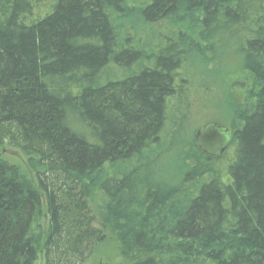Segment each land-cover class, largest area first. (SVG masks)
Masks as SVG:
<instances>
[{"label":"trees","instance_id":"trees-1","mask_svg":"<svg viewBox=\"0 0 264 264\" xmlns=\"http://www.w3.org/2000/svg\"><path fill=\"white\" fill-rule=\"evenodd\" d=\"M163 22L186 33L152 48ZM222 35L248 83L219 85L210 158L169 112ZM107 236L129 264H264V0H0V264H85Z\"/></svg>","mask_w":264,"mask_h":264},{"label":"rangeland","instance_id":"rangeland-1","mask_svg":"<svg viewBox=\"0 0 264 264\" xmlns=\"http://www.w3.org/2000/svg\"><path fill=\"white\" fill-rule=\"evenodd\" d=\"M156 27V26H155ZM179 32L186 33L185 29H183L180 25H176V27L172 26L168 22H163L161 26L156 30H154V37L150 43L152 44V48L158 46V43L162 46L164 42H167L169 39L174 40L176 35ZM174 33V36L172 37ZM191 39L196 43V36L189 34ZM124 37V36H122ZM144 37H146L143 33L139 35H135L133 33L128 35L127 38L134 39V41H138L142 44ZM217 43L211 42L214 44V49L211 51H207V46L204 43H200V49L204 53V59L207 61L205 68L201 67L198 64H192L191 61H188L189 54L186 51L185 60L188 61L183 68L186 70H181V73H188L191 75L190 78L185 77L186 81L192 82V84H188L186 92L181 98V102L179 105L176 104V107L173 110H170L169 114L172 115L170 117H174L178 120L181 116L188 117L189 121L182 123V129L184 133L196 132V130L200 127H204L208 124L221 123V125L225 126L221 120L222 116H219L218 113V105L220 100L222 99L221 87L225 86L227 90H230L232 94H236L237 92H243L245 87L247 86L248 81H246L245 76L243 74H239L237 72V60L238 58V44L237 37L233 36H218ZM126 38V39H127ZM129 43L133 44L129 41ZM143 46V47H142ZM142 50L146 47L142 45ZM212 47V46H211ZM205 71L215 72L218 77H221V80L217 78H209L205 76ZM217 71H221L225 74L224 81L222 80L223 75H220ZM121 71L115 70L110 67L104 70L102 73V81L104 80H113L119 79L122 77ZM197 79L200 80L206 86H209L211 90L209 91L206 87H199L196 85ZM219 83V84H218ZM172 132L171 121H169L166 126V137L169 133ZM193 134V133H192ZM2 157L14 164L21 165L20 155L17 152H10L9 150H3ZM229 156H227L223 161H228ZM37 264H43L40 257L37 261ZM85 264H129L128 261L122 259L118 254L117 245L114 239L110 237H106V240L97 246L91 258Z\"/></svg>","mask_w":264,"mask_h":264},{"label":"water","instance_id":"water-1","mask_svg":"<svg viewBox=\"0 0 264 264\" xmlns=\"http://www.w3.org/2000/svg\"><path fill=\"white\" fill-rule=\"evenodd\" d=\"M230 131L219 124H208L194 134L195 148L210 158H219L230 141Z\"/></svg>","mask_w":264,"mask_h":264}]
</instances>
